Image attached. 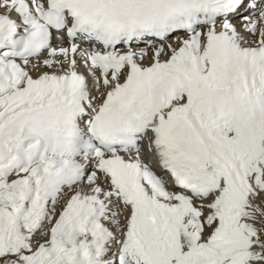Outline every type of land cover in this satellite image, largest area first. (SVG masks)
<instances>
[{
    "label": "snow or ice",
    "instance_id": "snow-or-ice-1",
    "mask_svg": "<svg viewBox=\"0 0 264 264\" xmlns=\"http://www.w3.org/2000/svg\"><path fill=\"white\" fill-rule=\"evenodd\" d=\"M0 264H264V0H0Z\"/></svg>",
    "mask_w": 264,
    "mask_h": 264
}]
</instances>
